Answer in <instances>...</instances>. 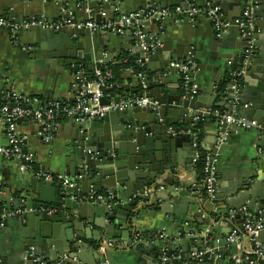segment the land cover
<instances>
[{"label": "water", "instance_id": "water-1", "mask_svg": "<svg viewBox=\"0 0 264 264\" xmlns=\"http://www.w3.org/2000/svg\"><path fill=\"white\" fill-rule=\"evenodd\" d=\"M215 4L220 5V2ZM160 6L170 7L162 2ZM86 9V4L76 7L79 13L86 12ZM259 11L262 12V19H264V8ZM73 13L76 15V12ZM87 20L88 15L82 20H72L73 25L59 31L43 33L36 28L26 30L38 44L41 43V38L46 36L53 50L50 55L43 52L40 59L35 58L40 74L37 85L44 103L58 101L57 97L50 96L55 78L57 82H62L66 73H75L80 64H84L92 72L96 67L94 66L96 61L102 58L104 48L94 46V39L101 38V34H92L88 28L77 27L78 24ZM101 21L102 18L97 16L96 22ZM258 27L264 26L258 25ZM235 28L239 31L238 27ZM253 37L257 38L256 34ZM136 40L137 38H132L129 42L135 43ZM250 41V37L241 36V42L245 46L242 54L244 58ZM159 42L160 45L156 47L149 59L150 62L161 59L162 56L164 59L157 74L148 79L144 91L145 96L151 101L159 102L160 108H136L132 111L110 112L101 119L78 124V126L73 122L72 125L77 126L76 132L79 135L75 145V156L78 161L67 168L66 174L77 186L66 187L36 176L26 177L24 174V188L20 191L21 196L17 195L14 201L17 203L15 209L23 208L26 211L13 218L20 222L18 233L21 240L17 248H11L1 254L2 264H39V259L45 261L44 258L49 255L52 256L49 263L56 264L64 254L68 255L64 264L82 263L83 248L72 246L77 252L71 254V250H65V244L75 241V230H79L76 225L86 218L94 219L101 229L108 227L115 230L121 229L122 235L118 241L109 240L114 242V246L109 250L137 248L134 252L140 253L146 264H163L164 255L173 256L172 264H223L225 260L230 261V255L239 256L238 244L247 239L240 236V232L244 230L246 221L249 219L242 210L231 209L224 215L221 211L227 208H218L221 214L214 221L208 219L205 223L211 226V230L202 228L198 230L191 227L192 232L189 233L181 228L179 240H172L169 236L162 240L159 236L160 232L142 236L143 233L134 222L135 215L138 216L141 207L153 205L154 200L160 204L157 209L169 214V209L164 207L173 206L174 210L175 205L172 199L175 197L177 199L181 197L182 202L198 206L204 203L206 206L213 207L210 210L204 206V210L211 213L210 217L216 213L214 203L204 193V183L197 184L192 190L190 185L181 179L185 174H190L189 167L194 165L198 152L192 140L184 139V133L187 134L190 127L199 124L201 120H210V124L206 126L216 124L217 127L216 133L210 134L215 137L214 144L219 143L220 148L225 149L234 131L228 124H220L224 116L234 113L238 115L243 109H249L255 112L253 118L264 125V86L261 85L264 84V66L250 59L245 66L244 74L239 76V69L236 66L222 70L220 64L217 66L220 68L217 70L219 72L207 74L204 65H199L195 69L193 79L203 81L204 86L194 81L197 89L193 93L192 83L187 86L178 75V71L168 67L170 62L185 60L186 57L182 55L174 58V50L170 49L164 41L159 40ZM219 42L222 43V40ZM134 50L138 52V49ZM177 52L179 50L175 53ZM222 59L230 58L221 55L212 57L216 65L218 60ZM150 62L146 63L148 69ZM256 68L259 69L258 81L254 83L248 77H251ZM207 70L210 71V69ZM149 71L152 72V70ZM3 81L4 78L0 72V85L5 88L6 83L4 84ZM56 87L59 89L60 86L57 84ZM134 93L139 94V89H136ZM111 97H115V94ZM115 99V102H119V98ZM102 103L109 104L110 98H103ZM27 122L36 124L32 120L19 121V124ZM91 122L93 127L101 126V129L89 136ZM234 128L235 132H240V128L233 126ZM225 136L226 141H220ZM189 137L192 139L191 135ZM259 182L264 189V179ZM89 187H93L96 193L110 191L112 198L103 202L98 201L97 204L80 201L81 194L87 195L92 191L91 189L88 192ZM148 189L152 192L147 197ZM192 191L197 194L193 195ZM216 199L220 198L216 196ZM253 200L259 208L261 217L264 218V194ZM10 211L8 208L0 210V232L2 216ZM219 225L223 227L221 232L216 230ZM224 226L227 230H224ZM234 231H237L234 235L236 239L231 241L230 237L233 236ZM250 240V238L247 239L248 242ZM103 243L96 246L100 248ZM185 244L188 247L185 248ZM241 258H244V254ZM100 260L102 263L106 262L105 258ZM230 264L234 263L230 261Z\"/></svg>", "mask_w": 264, "mask_h": 264}, {"label": "crops", "instance_id": "crops-1", "mask_svg": "<svg viewBox=\"0 0 264 264\" xmlns=\"http://www.w3.org/2000/svg\"><path fill=\"white\" fill-rule=\"evenodd\" d=\"M111 1L118 4L123 12L143 9L154 2V0ZM245 1L246 0H198V2H200L199 4H204L205 2H212L215 4L220 2L219 6L222 7L225 17L234 25L229 34L222 39L216 37L212 24L207 20H200L194 26L188 24L175 25L172 21L165 22L162 27L158 23H151L145 27V33L149 37H157L158 40L164 41L170 49L174 50V58L182 55L187 58L191 53L194 55L198 66L204 65L207 74H215L219 72L217 71L220 69L219 67L217 68L218 65L221 64L222 70H227L231 66H234L235 60L244 58L242 54L245 46L241 42V34L236 30L235 27L237 26H235V24L241 18ZM254 1L256 3L253 14V19L257 28V32L255 33L257 36V38H255L256 49L248 59V62L252 59L256 63L264 66V27H258V25L264 26L262 12L259 11L264 8V0ZM159 2L158 5L162 2L165 5L173 7L183 3L184 0H160ZM88 5L89 9L94 8L96 6L95 0H90ZM76 7H79L78 0H0V16L18 22L38 18L40 16H45L48 21H57L62 17V14L65 11V16L68 15V12H76V15L73 13L71 20L77 21L84 19V17L86 18L88 15L87 11L79 13L76 11ZM38 30L46 33L45 30ZM27 33L26 30L19 31L16 38L13 39L6 29L0 28V72L4 78L3 83H6L5 88L0 85V94L7 91H19L29 96H36L42 100V103L34 104L30 107L33 109H39L45 103L40 97L41 91L38 89L37 85L40 74L37 69L35 58L40 59L43 52L46 53V55H50L53 53V50L52 46L47 41L46 36L42 37L40 41L41 43L38 44L36 39ZM100 34L101 38L94 39V46L98 48L103 47V53H108L112 59L117 61V65L122 63V59L126 54L131 57L137 53L134 50L135 43L129 42L134 38L132 31L128 32L124 37H118L110 33ZM221 40L222 43L219 42ZM176 50H179V52L175 53ZM245 54H247L246 51ZM217 55L225 56L230 59L218 60L219 62L216 65L213 62L212 57H216ZM201 56L202 58H200ZM163 59L162 56L161 59H157L154 62H150V59L147 61L151 63L149 69L146 67L149 78H152L157 74L158 68L162 64ZM229 61H232L233 65H230ZM80 65L85 66L84 64ZM207 69H210L211 72ZM149 70H152V72ZM229 72L227 73L229 74ZM75 73H66L62 82H57V78H55L54 87L52 88L53 91L50 96L52 98L57 97L58 101L72 102L73 91L71 89V84ZM258 73L259 69L256 68L248 79L251 80V82L257 83ZM231 74L233 75V73ZM178 75L182 78L180 74ZM194 81L195 83L204 86L203 81H197L195 79ZM52 82L53 78L51 79V83ZM138 83L134 70L128 68L122 73V81L116 82L117 91L115 90V92L111 94H115V97H112L110 100L115 102V98L120 99L126 96L146 95L145 91L140 88ZM57 84L60 86L59 89L56 87ZM261 85L264 86V84ZM136 89H139V94L134 93ZM118 91H120L119 94ZM132 110L134 109H129V111ZM238 115L247 120H258L253 118L255 115L253 110L243 109ZM73 122L74 121L68 118L60 119L56 125L55 131L52 127L53 125L48 129V122L45 124L37 121L34 125L29 124L28 122L19 124L17 133L20 136L28 137L24 142L25 150L35 155L36 165L39 169H46L56 174L67 175V168L72 164L77 163L78 160L75 156V145L77 143L76 140L79 137L76 132L78 124L76 127H73ZM115 123V127L117 128L116 120ZM199 124L202 126L203 133L202 144L200 146H202L207 153H211L216 158L218 174L216 196L220 199H216V196L214 199L207 196L208 199L214 203L216 213L212 214L210 217L211 213L208 210L207 212L204 210V206H206L204 203H202L201 206H198L196 204L182 202L183 200L181 197H179V199L175 197L172 199V202L175 205L174 210L173 206L170 207L167 205V207L164 208L169 209V214H166L162 210L157 209L160 204H157L156 200H154L152 203L153 205L142 206L137 214L138 216L135 215L136 220L134 224H136L138 229L143 233L142 236L154 232H160V236L163 230H165L166 234L169 235L172 240H179L181 239L179 230L184 228L183 225L185 222H190L191 227L198 230L201 228L204 230H211V226L205 224L208 219L214 221L219 214L222 213L225 215V213L231 209L241 210L244 206H247L251 214H260L259 208L253 198L263 196L264 194L263 185L259 182V180L264 179V132L255 129H240V132H235L236 130L235 128L233 129L232 126L231 129L234 133L230 135L229 144L226 145L225 149H222L220 148L219 143L214 144V135H210L216 133V124L207 127L206 125L210 124V120H201ZM197 125L191 126V129L187 134L184 133V139L192 140L193 144L195 138L198 137V133L192 132V130ZM100 129L101 126L93 127L92 123L89 136L98 132ZM40 130H43L45 134L52 136V140L48 142L41 139V137L37 135ZM189 135L192 136V139ZM6 143V126L0 117V146H5ZM189 171L190 174H185L181 179L190 185V189L195 188L197 184L202 185L203 178H201L196 171V163L189 167ZM29 175L30 174H26L25 176L30 177ZM24 181V174L19 171L16 162L0 155V210H6V208L15 210L17 203L14 199L16 194L21 196L20 191L24 188ZM92 188L89 187L88 192H90ZM101 192L110 193V191L107 190ZM192 194L196 195L197 193L192 191ZM84 195L85 194H81L79 199ZM206 207L210 210L213 208L211 206ZM223 207L227 209L220 213L218 208ZM19 224L20 222L10 218L4 222V226H1V264L3 259L1 254H3L4 251L19 246L21 240L18 233ZM223 225L226 226V224ZM77 226L79 227V230H75V241L66 243L65 250H71V254H74L77 251H75L72 246H79V249L83 248L84 261L80 264H146L141 254L134 252L137 248L107 249L105 252H102L100 248L96 246L101 242H106L108 240L118 241L122 235L121 229L115 230L109 227L107 229H101L94 222V219L88 218L80 220L76 227ZM225 226L224 230H227ZM222 229L223 227L221 225L216 228V230L220 232ZM124 235L126 236V233H124ZM247 239H245L243 243L238 244V257L230 255V261L234 264H236L235 259H242L241 256H243V254L246 256V254L253 249V242L251 240L248 242ZM258 241L264 251V232L260 235ZM184 246L185 248L188 247L187 244ZM228 252H230L229 249ZM102 258H105V263L101 262L100 259ZM168 258L169 261L167 264H172L171 260H173V256ZM44 259L47 264H53L49 263V261L52 260V256L49 255ZM230 261L225 260L223 264H230ZM258 264H264V262L259 261Z\"/></svg>", "mask_w": 264, "mask_h": 264}, {"label": "built area", "instance_id": "built-area-1", "mask_svg": "<svg viewBox=\"0 0 264 264\" xmlns=\"http://www.w3.org/2000/svg\"><path fill=\"white\" fill-rule=\"evenodd\" d=\"M78 1L79 6L86 4V11L88 13V20L77 25L79 29L85 27L92 34L110 33L118 37H123L132 31L133 37L137 38L134 48L138 49V52L134 54L135 64L138 69L134 73L139 82L138 85L142 90H146L149 79L146 63L156 47L160 45L157 37H149L145 33V27L148 24L158 23L162 27L165 22L172 21L175 25L188 24L194 26L200 20H207L212 24L216 37L219 39L229 34L230 30L234 27L225 17L222 7L212 2L199 4L200 2L198 0H194L193 2L184 1L177 6L162 8L158 5L159 0H154L152 4L147 5L143 9L123 12L118 4H115L111 0H95L96 6L92 9H89L88 5L90 0ZM255 5L254 0H246L241 18L235 24L242 37L251 38L250 46L246 50L247 54H245L243 67L239 69V76L244 74L248 59L256 49L255 38L253 37L257 32L253 19ZM65 15L66 13L64 11L62 17L57 21H48L45 16H40L21 22L8 20L0 16V28L6 29L13 39L16 38L19 31L29 30L31 28H38L45 31H59L67 26L73 25L71 20L73 13L68 12V15ZM97 16H100L103 21L97 23ZM229 64L233 65L232 61H229ZM95 66L92 72L88 71L83 65L78 67L76 73L73 75L71 84L73 91L72 102L56 101L45 103L39 109H33L30 107L31 105L42 103V100L36 96H29L19 91H7L0 94V117L7 131V143L5 146H0V155L16 162L19 171L23 174H30L47 182L60 183L66 187L74 188L77 184L71 177L56 174L51 171H44L37 167L35 155L26 151L24 147V142L28 137L20 136L17 133L19 121L33 120L45 124L48 122V129L53 125L52 127L55 131L58 121L63 118H68L77 124H84L89 121L101 119L110 112H123L136 108H160L158 101H151L145 95L126 96L120 98L119 102L110 100L111 102L109 104H103L102 99L105 97L111 99V94L115 92L117 87L113 72V67L117 66V61L112 59L108 53H103L102 58L96 61ZM168 67L169 69L177 70L187 86L192 83V91L193 93L196 92L197 84L194 83L193 74L198 67V63L193 54L190 53L185 60L170 62ZM225 123L242 130L255 129L264 132V125L258 120H247L235 113L224 116L220 124L223 125ZM37 135L45 141L49 142L52 140V136L45 134L43 130H40ZM221 140L224 141L225 137ZM200 145L198 137H196L194 146L198 149V152L194 163L200 157ZM217 176L216 158L211 153H208L205 158L203 185L205 194L211 199H214L216 196ZM151 192L152 190L150 189L146 190V196L148 197ZM109 198H112L111 193L104 197L100 193L92 190L90 194L84 195L79 200L88 204H97L98 201L103 202ZM241 210L249 216V219L246 221L244 230L240 232V236L250 238L253 242V249L244 258L235 259V263L258 264L259 261L264 262V251L258 241L260 235L264 232V218L260 214H251L247 206H244ZM25 211L19 208L11 210L8 214H3L2 226H4V222L8 218H16L25 213ZM184 227L189 233L192 232L190 230V222H185ZM236 234L237 231H234L233 236L230 237L231 241L236 239L234 237ZM168 236L165 230L160 235L162 239ZM113 246L114 242L108 240L100 246V250L105 252ZM67 259L68 255L64 254L58 264H64ZM38 261L40 262L39 264H47L42 259ZM168 261L169 258L165 255L163 264H167Z\"/></svg>", "mask_w": 264, "mask_h": 264}, {"label": "trees", "instance_id": "trees-1", "mask_svg": "<svg viewBox=\"0 0 264 264\" xmlns=\"http://www.w3.org/2000/svg\"><path fill=\"white\" fill-rule=\"evenodd\" d=\"M186 1L193 2L194 0H186ZM234 62H235L234 66H237V67H239L238 69H240L243 67L244 58H242L240 60L237 59ZM127 68H132L134 71L138 69V67L135 64V57L134 56L130 57V55L126 54L122 59V63L113 67V72L115 74L116 82L122 81V73ZM120 90H122V89H120ZM193 132L198 133L197 134L198 140H199L200 144H202L203 133H202L201 124H198L197 126H195L193 129ZM207 154L208 153L202 148V146H200V157H199L198 161L196 162V171L201 176V178H204V165H205V158H206ZM100 194L103 195L104 197H106L108 195V193H106V192H100ZM16 197H17V194H16ZM183 227H184V225H183ZM184 229H186V228L184 227ZM186 231H187V229H186Z\"/></svg>", "mask_w": 264, "mask_h": 264}]
</instances>
